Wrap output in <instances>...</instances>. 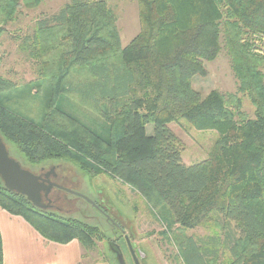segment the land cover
<instances>
[{
    "label": "trees",
    "instance_id": "obj_1",
    "mask_svg": "<svg viewBox=\"0 0 264 264\" xmlns=\"http://www.w3.org/2000/svg\"><path fill=\"white\" fill-rule=\"evenodd\" d=\"M20 1L39 0H0L2 20ZM136 1L139 31L125 46L106 0H71L39 20L23 44L47 80L49 111L34 122L0 101V133L31 163L69 161L90 177L105 174L129 185L152 210L167 211L181 229L175 244L182 264L218 263L219 236L185 234L214 212L228 229L226 264H264V0ZM221 44L236 90L202 96L193 78L206 74L203 62L213 61ZM14 87L0 77V95ZM61 88L88 103L108 125L106 136L57 107ZM244 93L253 118L240 110ZM179 120L216 132L203 160L182 161L185 145L169 126ZM0 207L49 241L77 239L87 249L104 240L98 227L34 207L1 179Z\"/></svg>",
    "mask_w": 264,
    "mask_h": 264
},
{
    "label": "rangeland",
    "instance_id": "obj_2",
    "mask_svg": "<svg viewBox=\"0 0 264 264\" xmlns=\"http://www.w3.org/2000/svg\"><path fill=\"white\" fill-rule=\"evenodd\" d=\"M69 1L71 0H39L37 5L29 3L32 7L20 1L11 18L2 20L0 17V77L12 81L15 85L12 91L0 95V101L12 111L34 122H40L48 113L49 92H47V80L40 76V62L30 55L23 44L24 39L36 31L39 20L48 21L52 14ZM106 1L115 13L121 45L125 46L139 31L137 1ZM44 57L47 59V56ZM50 57L52 59L53 56ZM203 65L206 74H196L193 78V87L202 96L211 90H218L221 93L236 90L237 80L223 44L218 56L213 61H204ZM261 72L263 76L261 80L264 84V69H261ZM60 91L56 100L58 108L77 118L91 130L106 136L108 125H105L88 103L76 95L68 94L62 88ZM238 96L241 97L240 110L245 117L253 118L254 106L250 96L246 93ZM152 128L153 125L149 123L148 134L151 133ZM171 128L185 145L181 155L182 161L187 163L199 162L206 158L217 137L214 130L198 131L183 120L171 123ZM0 136L2 137L1 133ZM2 139L9 155L18 160L22 167L35 174L55 167L57 175L54 181L83 194L93 202L54 188L49 194L53 205L44 208L58 216L76 218L96 226L103 234L104 240L96 242L90 248H83L82 260L79 264H121V262L135 264L128 244L123 239H118L119 231L115 229L108 216L124 228L132 249L139 250V264H182L175 244V238L181 235V229L167 211L152 210L129 185L119 180H112L105 174L90 177L69 161L48 159L40 163H31L15 144L4 140L3 137ZM211 216V220L193 229L185 230V234L196 238L219 236L221 240L215 244L219 247L220 255L217 264H226L229 261V252L226 246L223 247V237L228 229L227 227L222 229L224 225L222 218L220 219L215 212L211 213ZM230 229L236 231L233 222L230 224Z\"/></svg>",
    "mask_w": 264,
    "mask_h": 264
},
{
    "label": "crops",
    "instance_id": "obj_3",
    "mask_svg": "<svg viewBox=\"0 0 264 264\" xmlns=\"http://www.w3.org/2000/svg\"><path fill=\"white\" fill-rule=\"evenodd\" d=\"M0 237L1 264H79L82 260L83 247L77 239L64 244L49 241L24 218L1 207Z\"/></svg>",
    "mask_w": 264,
    "mask_h": 264
},
{
    "label": "water",
    "instance_id": "obj_4",
    "mask_svg": "<svg viewBox=\"0 0 264 264\" xmlns=\"http://www.w3.org/2000/svg\"><path fill=\"white\" fill-rule=\"evenodd\" d=\"M48 176V173L45 174ZM0 179L6 189L9 191H14L18 194L24 195L28 201L34 207L44 209L47 204L42 201V192L45 195L48 194L52 187H58L69 193L75 194L76 196L82 197L88 202L93 203L89 198L83 194L71 190L67 187L58 185L49 181V179H44L40 174H35L29 169L21 166L20 162L9 155L6 145L0 136ZM109 218V216H108ZM113 222L112 219H110ZM125 241L129 246L132 257L135 264H139L138 257H140L139 250L134 251L130 245L129 237L125 236ZM121 264H123L121 262Z\"/></svg>",
    "mask_w": 264,
    "mask_h": 264
},
{
    "label": "flooded vegetation",
    "instance_id": "obj_5",
    "mask_svg": "<svg viewBox=\"0 0 264 264\" xmlns=\"http://www.w3.org/2000/svg\"><path fill=\"white\" fill-rule=\"evenodd\" d=\"M46 173H48V176L45 175ZM40 175L44 179H49V181L60 185L59 183H57L56 181H54V179L56 178V175H57L56 170H55V167H50L49 170L44 171V172H41ZM54 188L60 189L58 187H53V188L50 189V191L48 192L47 195H45L44 192L42 193V199L45 202V204H47L48 207L50 205H53V202H52L51 198H49V194H50L51 190L54 189ZM104 212L106 213V211H104ZM108 219L110 220V217ZM112 220H114V219H112ZM112 224L114 225L115 229H117L119 231L118 239H123L125 241L126 234H125L124 228L118 222L113 221Z\"/></svg>",
    "mask_w": 264,
    "mask_h": 264
}]
</instances>
